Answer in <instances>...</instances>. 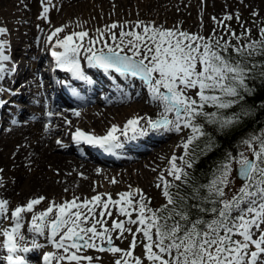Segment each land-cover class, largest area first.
I'll return each instance as SVG.
<instances>
[{
	"label": "snow or ice",
	"instance_id": "1",
	"mask_svg": "<svg viewBox=\"0 0 264 264\" xmlns=\"http://www.w3.org/2000/svg\"><path fill=\"white\" fill-rule=\"evenodd\" d=\"M47 11L45 8L44 13ZM117 27L114 23L109 29ZM6 31L0 27V36ZM61 31L62 28L55 29L48 37L49 41ZM250 33V29H245L246 38ZM231 35L237 40L236 44L223 37L212 43L210 37L189 34L179 28L145 25L142 33L120 32L119 43H115L118 37L113 34L114 46L105 41L100 49L94 50L103 34L98 39H90L85 49L87 63L105 73L139 80L146 87L150 100L161 111L159 119L147 118L146 127L140 123L145 118L136 117L129 119L123 128L113 125L103 136L77 129L73 140L113 153L122 147L121 135L133 140L160 130L179 133L190 129L191 134L183 142L184 155H174L169 169L174 180L188 184L189 173L176 161L180 160L189 169L193 167L195 148L191 149L192 159L185 157L190 155L194 141L207 135L198 118L202 117L205 123L221 129L239 122L240 114L225 116L221 110L231 108L244 99L243 93L251 92L247 81L257 68L262 69L259 74L264 77V64L252 61L254 56L264 55V27L260 29L258 40H249L243 45L239 44L240 37L234 32ZM87 36V32L67 35L56 40L54 45L62 51L51 52L58 67L77 80L87 79L80 61L82 42ZM6 43L0 40V80L14 70L5 66L10 60L5 54ZM4 103L0 100V107ZM206 106L216 111H205ZM242 144L247 146L251 156L245 152L236 156L229 154L228 160H235L242 181L231 196L226 188L231 183L227 177L232 167L226 162L220 166L219 175H214L191 195L169 191L170 187L179 189L180 185L173 186L165 180L163 195L167 204L161 209L149 208L139 189L136 192L140 198L135 205L128 192L119 193V200H113L111 194H107L106 201L97 194L90 200L80 201L79 197H74L63 203L52 202L46 210L36 213L34 207L45 199L39 197L17 206L10 216L9 201L0 199V235L3 237L0 253H4L3 261L6 264H31L27 254L44 247L37 238L45 237L56 252L44 253L42 264H81L82 261L93 264L91 256L79 254L82 249L89 248L116 255L114 264H144V260L148 264H264V131L243 140ZM209 147L211 144L205 145V148ZM189 200L194 202L189 203ZM110 205H120L119 214L127 216L128 223L136 225L135 231L142 233L145 241L143 258L133 256L136 235L131 227H125L124 221L113 220L110 228L105 227V215H113ZM97 207L101 209L98 214ZM133 211L137 213L136 219H132ZM27 213H32L27 229L30 239L21 231ZM9 219L10 226L5 227L4 221ZM97 225L102 230H98ZM115 230H119L120 236L125 232L133 235L127 250L113 246L111 232ZM97 240L106 242L107 246H101Z\"/></svg>",
	"mask_w": 264,
	"mask_h": 264
},
{
	"label": "rangeland",
	"instance_id": "2",
	"mask_svg": "<svg viewBox=\"0 0 264 264\" xmlns=\"http://www.w3.org/2000/svg\"><path fill=\"white\" fill-rule=\"evenodd\" d=\"M143 1H144V4H141V0H100V1L99 0H82V1H77L74 3L66 2L62 4V2L58 3L57 0H38L37 1V9H38L37 13L33 15L32 14L29 15V19L27 22L29 26L27 25V28L23 29L22 22L24 21L21 20V17L18 16L16 12H18L19 10H23V8H27L29 6L28 5L29 3L27 2V0H19V1L0 0V27H3L7 30L5 34L0 36V38L1 40H4L7 42L5 54L10 57V60L8 62L9 64H12V62L16 60L12 52L13 32L11 30V27L15 28V33L17 34V38H22L23 40L27 39L26 33L32 31L34 28H36V31L38 33L39 31L43 32L41 39L38 38V40H42L43 42L46 41L47 43H49L50 45H47V48H49L48 51L51 49V52L58 51V49H60V48L54 47L56 40L63 39L65 36L73 34V33L87 32L88 36L86 38L88 41L82 42L83 48L81 50V55H80V57L84 59L87 54L85 49L89 46L90 39H98L101 37V34H103V39H101L100 42L95 45L94 50L100 49L103 46V43L105 41H107L109 45L114 46V42L111 39V36L113 34H116L118 37L115 43H119L120 42L119 41L120 32L135 31L138 33H142V29L145 25H148L150 27H162L164 29L179 28L180 30L188 32L189 34H196L198 36H202L206 38L210 37L211 38L210 42L212 43H214L216 39H218L219 37H223L224 39H227L230 43H234L236 39L231 35V33L234 32L236 36L240 37L239 44L241 45L248 43L249 40H257L260 37V29L264 27V5L263 6L261 5L259 7L256 5L247 7V4H241L238 2L234 6L230 5L229 7L231 8H226L225 12H222L221 14H214V11L217 5V2H215L214 0H212L213 2L209 3L210 6L206 5V0H196L199 6L197 8H194V4H195L194 0L193 1L190 0L189 2L190 4L189 3L185 4V0H163L164 1L162 3L163 6L168 11H170L171 14L174 13L173 10L174 8L177 7L176 11L182 10L183 17L181 19L178 18L179 20H173L171 18H164L165 20L163 19L162 20L163 22L159 23L157 17L153 19L149 18L148 15L152 16L153 12H148V7L152 8V5H155L160 0H143ZM218 1L221 6L228 7L227 2L225 0H218ZM206 6H207V9H206ZM45 8L48 9L47 13H44ZM253 13H256V15H253ZM228 16H231L232 19L230 20L226 19V17ZM237 16H238V19H237ZM54 23H59L60 26L58 25L54 26ZM114 23L118 27L115 29H109V26ZM45 24H50L49 28L44 29ZM57 28H63V31L58 33L56 36H53L52 40L49 41L48 37L51 36V34ZM245 29L251 30L250 36L247 38L244 35ZM126 39H130V38H126ZM60 50L62 51V49ZM125 52L129 55L131 54L128 52L127 48H125ZM19 56L20 58L18 59V61H16V63L18 64L23 63L24 67L30 70L31 78H29L28 80H32L33 77L40 79V77L43 76V68L41 69V67H43V64L40 67L39 62H38V60L40 59V56L38 58L37 57L31 58L25 55L23 56L19 55ZM8 73H9L8 74L9 78L14 77L11 71H9ZM46 78H48L47 75H46ZM24 80L25 79L18 82V84L16 81L9 86L6 83L5 78L3 80H0V100L3 97L5 98L4 101H6L8 97L12 96L13 92L11 91H13V89L15 88H17V91L21 90V88L17 85H20V83H24L23 82ZM128 81L132 82L134 86L135 90L132 91V95L135 98L139 96L141 88L147 91L146 87H144L139 80L128 79ZM47 83L49 84V81ZM22 85L24 86V84ZM121 86L123 87L122 91L127 90L126 85H124L123 82H121ZM39 92H40V89L36 88L34 89V91L32 89H29L28 92L26 93V96L28 98H32V100L37 101L38 103H30L27 99H23L22 104H19L18 103L19 99L15 98V101H16L15 104L17 105L19 104L22 110L24 109L28 110V111L25 110L27 112V119H24L22 116L20 120H17V122H20V123L13 122L15 118L20 115L19 107L15 106L16 107L15 108V107H9V105H5L4 111L10 110L13 112L14 115L12 114L8 115V112L7 111L5 112V115H8L9 118L5 120L6 122H3L4 125H2L1 131H4V132L9 131L11 130V127L15 126V124H23V123H26L27 121H32V120L40 121L45 127L47 126L55 127V126H58L56 123H53L56 119L60 118L62 120H65L62 117L63 107L70 109L68 110V113H71L72 111L75 112L76 110L78 111L83 108H89L90 106L94 104V101L91 100L88 103H85L83 105L78 104L77 101H73L71 104L67 103L66 105L63 104L61 106H58V105L55 106L54 105L55 100L52 98L53 92L51 90L50 92H48L47 96L45 95L43 96ZM108 92L110 91L108 90ZM108 92L106 91V89L98 90L97 92L99 94V96H97L98 99L103 100V101L107 100ZM36 94H38V96ZM190 94L195 95L194 92H191ZM6 96L8 97L6 98ZM82 97H85V96H82ZM148 101L153 103L150 100L149 93H148ZM6 102H10V100L8 99ZM134 103H137V102L131 101L130 105ZM39 104L40 106H38ZM148 112L149 111H147V109L144 106H142V108L140 109L139 107L135 109H131V108L121 109L119 112L117 111L115 113L114 112L109 113V116L105 117L106 119H109L108 122H105L103 120L101 123L97 125L89 121H86L84 125L83 122H80V120H77L78 123L74 127H69L68 125H64L62 130H60L54 136H52V137H55V136H58V137L50 141L52 142L53 146L54 144H56L57 146L63 149L64 147L69 146V144L71 143V136L73 133H70V132L73 130L79 129L86 134H92V135L94 133L107 132L113 125H116L119 128H123L129 119L141 117L142 113H143V117L145 116L144 117L145 119H144V122H142V125L146 127L147 118H151L153 120L159 119V115H158L159 111L155 112L156 113L155 116L152 113L150 112L148 113ZM66 116L67 115H65L64 117L66 118ZM169 118L171 119L172 117L170 116ZM74 119L76 120L77 118L74 117ZM92 120L95 121V118L92 117ZM98 131H102V132H98ZM62 134H64L65 136L63 137ZM190 134H191L190 129H183L181 133L178 134L179 140L175 144L170 142L166 146H164L163 150H161L162 153L159 154V157H158L159 162L162 163L164 167L161 168V172L154 173L153 175H150L149 177L145 176V174H142L144 177L143 181L145 182L141 186L140 185L134 186L130 183L125 185L124 184L125 181L122 182L120 179L117 180L115 178L113 179L112 176L110 177V176L99 175L96 178V181H95L96 183H94L96 185L94 184L91 185L92 190L89 193L84 194V193L69 192L61 196L46 197L39 205H36L34 207V212L38 213V212L46 210L49 207L50 203L52 202L63 203L65 200L70 201L74 197H79L80 201H83L84 199L90 200L91 197L97 194H101L102 200L106 201L108 199L107 194H111V197L113 200H119L120 199L119 193L128 192L132 194L131 199L133 200L135 204V202L138 201L140 198L139 193L136 192L137 189H139L140 192L143 193L144 197L146 198L145 200L151 201L157 206L160 205L163 202H165V196L163 195L164 181L167 180L171 182V184L180 182V181L174 180L173 177L169 175V169L171 168L170 161L174 155L176 157H180L184 155L183 142L187 140ZM61 139L63 140L61 141ZM120 140L122 139L120 138ZM57 141H60V143L58 144ZM60 148H58V150L56 149V151L54 150V153L62 152L63 150ZM248 151L249 150H247V152ZM69 155H72V154L68 153V156ZM248 155H250V153H248ZM176 163L179 166L185 168V171H187L186 165H184L180 160H177ZM1 164H2V161H0L1 183L2 184L3 183L4 184L6 183L14 184L15 186H17V190H23L24 187H26L27 189H29V187L31 188L34 187L33 186L34 180L42 179L41 176H43L45 172L43 168H39L35 164L25 162L24 165L19 169V173L17 176L16 174L12 172V171H15V169H17L11 165L12 163H8V168H7L6 162H4V164L2 165ZM155 165L157 164L155 163ZM159 165L160 164H158L157 166ZM236 165L237 164L231 165L232 171L229 173L227 177V179L231 181V183L226 188V192L229 196H231L232 193L237 191L239 187L241 186V182H239L236 179L233 173V169L236 167ZM43 167L45 168V166ZM106 167L108 168V166ZM20 173H21V176H20ZM133 180L137 181V179L134 177H133ZM120 181L122 182V184L120 183ZM151 184H154V185L151 187ZM144 186L146 187L145 189H143ZM17 193H20V192L18 191ZM29 199L27 201H24L25 203L23 205H26ZM121 203L123 204V202ZM19 204L20 203H17V205ZM110 206H109V210L112 211L113 215L111 217H108L107 215H105L104 219L107 221V223L105 224V227L110 228L113 220H116L117 222L124 221L125 227L126 228L131 227L133 229V232H135V235H136L137 246L134 249L133 256L143 258L145 241H144L142 233L135 231L136 225L129 224L128 223L129 218L127 216L119 214L120 205H114V208L112 209H110ZM100 210L101 209L99 207L95 209L97 214L99 213ZM81 211L86 212L87 210L81 209ZM129 211H132V210L129 209ZM31 216H32V213L25 214V222H24L25 227L23 226L21 230V231L24 230L22 232L24 234H25V228H28L29 226ZM136 217H137V213L133 211L132 219H136ZM97 218L99 217L97 216ZM4 226L5 227L10 226V219L4 221ZM97 228L98 230H102L100 229V225H97ZM26 235H28V232L26 233ZM111 235L113 239V246L119 247L124 250H127L129 248L130 242L133 239V235L128 232H125L123 236H120L119 230L112 231ZM37 242L38 243L40 242V244L44 245V247H42L39 251L34 250L33 252H31L32 254L31 253L27 254V258L29 259L31 264H36L37 262H39V264H42V256L44 253L51 252V250L52 251L55 250L54 252H56V249L51 244H50L51 246L47 247L49 243L45 237H42V238L38 237ZM96 242L98 244H101V246H104L106 244V242L102 243L99 240H97ZM2 243H3V237L2 235H0V244ZM3 254L4 253H0V264H3V259H2ZM79 254L85 255V256H91L93 258V264H114V261L116 259V255H113L112 253L99 252L96 249H92V248L82 249ZM119 255H122V254H119ZM81 264H88V261H82ZM144 264H148V262L144 260Z\"/></svg>",
	"mask_w": 264,
	"mask_h": 264
},
{
	"label": "bare ground",
	"instance_id": "3",
	"mask_svg": "<svg viewBox=\"0 0 264 264\" xmlns=\"http://www.w3.org/2000/svg\"><path fill=\"white\" fill-rule=\"evenodd\" d=\"M37 1L27 0L29 6L27 8H23V10H19L18 12H16L17 15L21 17V20L24 21L22 22L23 29L27 28L29 15L37 13ZM57 1L58 3L62 2L63 4L66 2L74 3L82 0ZM214 1L217 2L214 14H221L222 12L226 11V8H231L229 7L230 5L234 6L238 2L241 4H247V7L252 5H256L258 7L264 5V0H225L227 2L228 7H223L219 4L218 0ZM163 2V0H160L155 5H152V8L148 7V12H153L152 16L148 15L149 13L147 14L150 19L157 17L159 23H161L163 22L162 20L164 18L179 20L183 17L182 10L176 11V7L173 10L174 13L171 14V12L163 6ZM189 2L190 0H185V4ZM210 2L213 1L206 0V5L210 6ZM194 3V8L199 7L196 0H194ZM141 4H144L143 0H141ZM59 23H54V26H60ZM49 26L50 24H45L44 29L49 28ZM11 30L13 32L12 52L16 61H18V59L20 58L19 55H25L31 58H38L40 56L38 62H42V64L46 61L45 59L48 58L49 54L47 52V45L50 44L46 41L43 42L42 40H38V38L41 39L43 32L39 31L38 33L36 31V28H34L32 31L26 33L27 39L23 40L22 38H17L15 28L11 27ZM75 40L76 38H74V41ZM86 41L88 40L85 37L83 42ZM22 64L23 63L13 68V78L8 77V72L5 74V81L8 86L16 81H22L23 79H25L23 81L24 83H20L21 86H23L22 84H24V86L21 87L20 93L17 96H13L19 99V104H22V99H27L30 103H38L37 101L32 100V98H28L26 96V93L29 89H32L34 91V89L36 88L40 89L39 93L43 96H47L50 90L57 92L58 96L54 101L55 106H61L63 104L66 105L67 103H72L73 101H77L78 104L83 105L91 100L94 101V104L89 108H83L78 111L76 110L75 112L72 111L71 113H68V110L70 109L63 107L62 117L65 120H62L60 118L56 119L53 123H56L58 126L55 127H45L40 121L32 120L27 121L23 124H15V126L11 127V130L9 131H1L0 161H2V164L6 162L8 168V163H12L11 165L14 166V168H17L15 169V171L12 172L17 176L19 173V169L24 165L25 162L35 164L37 165V167L43 168L46 172H44V175L41 176L42 179L34 180V187H29V189L24 187L23 190H17V186H15L14 184H2L0 179V199L9 201V216L14 208H16L17 206H23V204L25 203L24 201H27L29 198L34 199L39 197L46 198L49 196H61L69 192L87 194L92 190L91 185L96 183V178L99 175L110 177L112 176L113 179L115 178L117 180L120 179L122 182L125 181V185L130 183L134 186H141L145 182L143 181L144 177L142 174H145V176L149 177L154 173L161 172V168L164 167V165L158 160L159 154L162 153L161 150H163L164 146H166L168 143L171 142L175 144L179 140L178 134H180L181 132H165L163 130L157 132H150L146 136L133 139L131 142L123 145L121 148L116 149L113 153L104 152L102 149L90 145H86V151L84 152L80 150L79 146L74 144L68 146V148L63 150L56 144H54L53 146L52 142L50 141L58 137L52 136L62 130L64 125L74 127L78 123L77 120L83 122L84 125L86 121H89L96 125L101 123L103 120L105 122H108L109 119H106L105 117L109 116V113H115L117 111L119 112L121 109H135L138 107L140 109L142 108V106H144L147 111H149L155 116V112H160L161 109L157 107L154 103L148 101V91H145L143 88H141L139 96L135 98L132 95V91L135 90L132 82H129L128 80L123 81L122 78L118 77V79L122 81L127 88L126 91H122L123 87H115V84L110 79H97L95 77L97 68L94 67H85V70L88 73V77H86V80H77L74 78L71 82H67L65 79L60 78L59 76H55V74L49 76L45 73V75H43L44 77L42 76L40 77V79L33 77L32 80H28L29 78H31L30 70H28V68H25ZM5 66L9 68L8 61L5 62ZM46 75L48 76V78H46ZM48 81L49 84L47 83ZM100 89H106L107 92L108 90L110 91L108 92L107 100L103 101L98 99L97 96H99V94L97 92ZM68 91L70 93H68ZM75 91L79 95L76 99H70L71 93ZM36 95L38 96V94ZM66 95L68 96V99L70 101H68ZM2 99L3 101L5 100V98L3 97ZM131 101L137 103L130 105ZM38 106H40V104ZM4 108L5 106L2 107V109ZM77 112H79L78 116L76 115ZM65 115H67L66 118L64 117ZM22 116L24 119H27V112L25 110H22L21 117ZM74 117H76L77 119L75 120ZM92 117L95 118V121L92 120ZM141 117H143V113L141 114ZM142 122H144V119L140 121L141 125ZM62 136L64 137L65 135L62 134ZM62 140L63 139H61V141ZM58 148L62 149L63 151L59 153H54V150L56 151V149L58 150ZM63 152L65 155L63 154ZM68 153L72 155L68 156ZM155 163L157 165H160L157 166L155 165ZM43 166H45V168ZM106 166H108V168ZM133 177L136 178L137 181H134ZM121 181L120 183L122 184ZM153 185L154 184H151V187ZM145 188L146 187L144 186L143 189ZM18 191L20 193H17ZM17 203L20 204L17 205ZM112 208H114V205L110 206V209ZM27 229L28 228H25V235L27 233ZM28 235L30 239V234ZM49 246L51 245H47V247ZM54 251L51 250V252ZM36 264H39V262H37Z\"/></svg>",
	"mask_w": 264,
	"mask_h": 264
},
{
	"label": "trees",
	"instance_id": "4",
	"mask_svg": "<svg viewBox=\"0 0 264 264\" xmlns=\"http://www.w3.org/2000/svg\"><path fill=\"white\" fill-rule=\"evenodd\" d=\"M236 41L232 44H236ZM229 52H231V49H229ZM252 61L264 64V55L254 56ZM261 70L257 68L253 77L247 81L251 92L243 93L244 99L232 105L231 108L221 110L225 116L240 114L239 122L221 129L217 125L205 123L202 117L198 118L204 125V131L207 135L200 136L190 146V155L186 159L193 158L191 149L195 148V162L192 168H187L189 183L176 182L171 185H180L179 189L170 187L169 191H179L181 195H191L196 188L208 183L214 175H219L220 171H222L220 169L222 164L226 162H230L231 165L236 164L235 160H228L229 154L232 156H236L239 152L251 154L247 146L242 144V141L253 135H259L261 131H264V77L259 74ZM205 111L212 112L216 111V109L206 106ZM207 144H211V147L205 148ZM247 150L249 151L247 152ZM145 202L151 209H161L167 204L166 198L165 202L158 206L148 200H145ZM193 202L189 200V203Z\"/></svg>",
	"mask_w": 264,
	"mask_h": 264
},
{
	"label": "water",
	"instance_id": "5",
	"mask_svg": "<svg viewBox=\"0 0 264 264\" xmlns=\"http://www.w3.org/2000/svg\"><path fill=\"white\" fill-rule=\"evenodd\" d=\"M237 168H238V165L234 168L233 172H234V175H235L236 179H237L239 182L242 183L241 178H240L239 175H238ZM104 246L106 247L107 245L105 244Z\"/></svg>",
	"mask_w": 264,
	"mask_h": 264
}]
</instances>
